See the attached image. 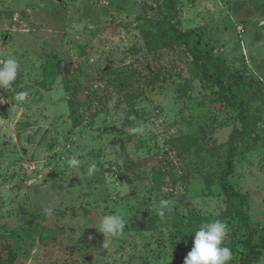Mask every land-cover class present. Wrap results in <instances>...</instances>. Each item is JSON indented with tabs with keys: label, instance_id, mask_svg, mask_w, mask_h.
Instances as JSON below:
<instances>
[{
	"label": "rangeland",
	"instance_id": "374dc122",
	"mask_svg": "<svg viewBox=\"0 0 264 264\" xmlns=\"http://www.w3.org/2000/svg\"><path fill=\"white\" fill-rule=\"evenodd\" d=\"M176 1L256 117L232 182L264 230V0ZM8 58L19 68L0 87V264H183L216 220L239 264L246 231L218 186L237 113L172 41L164 0H0ZM107 215L122 234L99 232Z\"/></svg>",
	"mask_w": 264,
	"mask_h": 264
},
{
	"label": "trees",
	"instance_id": "16d2710c",
	"mask_svg": "<svg viewBox=\"0 0 264 264\" xmlns=\"http://www.w3.org/2000/svg\"><path fill=\"white\" fill-rule=\"evenodd\" d=\"M168 17V32L172 41L182 45L191 57L192 66L200 82L208 87L217 99L236 111L239 126L234 128L226 142V153L218 176V186L226 198V216L237 219L246 231L245 249L239 264H259L264 251V230L252 225L247 212L248 196L239 192L232 182L236 171L235 157L239 145L253 134L256 117L249 106L237 99L230 87V72L226 63L201 44L200 33L181 26L176 0H164Z\"/></svg>",
	"mask_w": 264,
	"mask_h": 264
},
{
	"label": "clouds",
	"instance_id": "9594fccd",
	"mask_svg": "<svg viewBox=\"0 0 264 264\" xmlns=\"http://www.w3.org/2000/svg\"><path fill=\"white\" fill-rule=\"evenodd\" d=\"M19 64L15 58H8L0 64V87H11L12 82L17 77ZM27 92H18L15 95L17 101H25ZM133 133H142V128H133ZM69 166L76 167L80 161L75 157L68 162ZM96 171V165L92 164L88 168V174L92 175ZM159 215H164V209L169 207L167 200H160ZM51 210L49 209V213ZM125 221L118 215L105 216L99 226V232L103 235L118 236L122 234ZM228 233V226L216 220L202 224L194 233L192 248L183 260V264H228L233 258V253L229 247L221 246Z\"/></svg>",
	"mask_w": 264,
	"mask_h": 264
}]
</instances>
